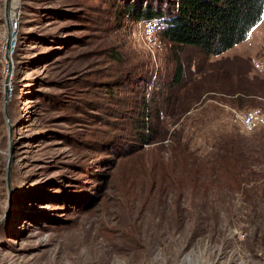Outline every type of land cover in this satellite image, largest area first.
<instances>
[{"label": "rangeland", "instance_id": "obj_1", "mask_svg": "<svg viewBox=\"0 0 264 264\" xmlns=\"http://www.w3.org/2000/svg\"><path fill=\"white\" fill-rule=\"evenodd\" d=\"M119 5L0 0V264H264V128L247 134L237 120L264 112V15L223 56L184 52L193 83L163 118L164 137L143 145L144 173L140 162L119 167L121 149L142 146V103L176 66L167 43L152 52L115 15ZM232 135L244 191L205 184L212 177L177 184L192 163L185 147L211 164Z\"/></svg>", "mask_w": 264, "mask_h": 264}, {"label": "trees", "instance_id": "obj_2", "mask_svg": "<svg viewBox=\"0 0 264 264\" xmlns=\"http://www.w3.org/2000/svg\"><path fill=\"white\" fill-rule=\"evenodd\" d=\"M119 2L115 15L135 26L145 20H163L162 40L169 46L170 61L176 66L166 91L161 96H156L154 100L152 98L151 101L145 100L142 103L141 119L134 124L137 143H141L142 146L127 144L121 149L123 153L119 156V167L137 165L140 162L145 173L143 145H151L153 136L164 137L163 118L173 117L175 110L184 106L182 92L187 91L188 85L193 83L192 78L187 79L189 69L185 64L184 52L195 49L205 59L223 56L244 42L262 21L264 0H119ZM241 95L249 96L242 93L234 103L245 102ZM151 112H154V115H151ZM151 118L156 124H151ZM182 138V133L171 136L172 142L177 143H180ZM222 141L223 144L218 142L219 144L214 146L211 164L199 162L200 158L185 147L183 158L191 159L192 163H186L179 169L176 181H179L177 184L181 188L196 187L203 178L212 177L213 179L205 184L211 186L216 181L232 190L244 191L245 159L242 160L238 156L241 149L235 146L234 135L224 137Z\"/></svg>", "mask_w": 264, "mask_h": 264}, {"label": "built area", "instance_id": "obj_3", "mask_svg": "<svg viewBox=\"0 0 264 264\" xmlns=\"http://www.w3.org/2000/svg\"><path fill=\"white\" fill-rule=\"evenodd\" d=\"M18 26L17 19L11 20V30ZM144 43L152 52L163 48L162 32L164 30L162 19H150L138 23ZM237 120L244 133H252L264 128V112L261 109H250L237 116Z\"/></svg>", "mask_w": 264, "mask_h": 264}, {"label": "water", "instance_id": "obj_4", "mask_svg": "<svg viewBox=\"0 0 264 264\" xmlns=\"http://www.w3.org/2000/svg\"><path fill=\"white\" fill-rule=\"evenodd\" d=\"M9 28H10V25H9ZM10 30H11V28H10ZM8 48L10 49L11 48V44H9L8 45ZM7 55H9V53L7 52ZM8 97V92H7V94H6V98ZM6 102H7V99H6ZM6 113H7V111H6Z\"/></svg>", "mask_w": 264, "mask_h": 264}, {"label": "bare ground", "instance_id": "obj_5", "mask_svg": "<svg viewBox=\"0 0 264 264\" xmlns=\"http://www.w3.org/2000/svg\"><path fill=\"white\" fill-rule=\"evenodd\" d=\"M6 53H7V52H6ZM8 53H9V55H11V51H10V52L8 51ZM9 58H10V56H9Z\"/></svg>", "mask_w": 264, "mask_h": 264}]
</instances>
